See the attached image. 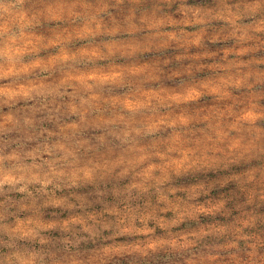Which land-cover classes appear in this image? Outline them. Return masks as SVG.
<instances>
[{"label": "clouds", "instance_id": "1", "mask_svg": "<svg viewBox=\"0 0 264 264\" xmlns=\"http://www.w3.org/2000/svg\"><path fill=\"white\" fill-rule=\"evenodd\" d=\"M140 2L131 0L133 7ZM220 3L215 15L176 12L191 16L187 22L201 31L224 23L241 55L258 51L246 45L264 38V0ZM69 4L64 0L48 19L91 29L85 33L90 50L62 52L45 65L38 57L48 49L29 33L46 31L48 23L29 18L26 0H0V264H118L117 257L148 264L160 255L164 264L173 256L193 264V249L201 245L223 249L230 264H264V241L244 232L254 227L251 220L200 228L202 218L235 219L224 200L208 199L213 189L239 190L243 180L264 204V168L213 184L264 160V109L248 101L260 83L248 71L256 64L225 60L207 80L187 67L168 75L159 69L172 72L201 59L187 55L205 42L180 32L185 22L141 12L123 27L99 28L103 18L114 21L112 12H122L125 0H115L111 10L103 2ZM123 37L126 48L104 43ZM160 37L175 41L182 54L138 67L169 52L166 45L139 43ZM117 63L130 67L113 69ZM234 103L241 111L226 107ZM204 105L223 110L198 111ZM186 223L200 230L178 231ZM207 238L225 243L208 247ZM125 240L133 243H118Z\"/></svg>", "mask_w": 264, "mask_h": 264}, {"label": "rangeland", "instance_id": "2", "mask_svg": "<svg viewBox=\"0 0 264 264\" xmlns=\"http://www.w3.org/2000/svg\"><path fill=\"white\" fill-rule=\"evenodd\" d=\"M106 3L111 10L112 6L115 4V0H70L69 6L80 7L83 4H92L93 6H99L100 3ZM25 13L29 18L35 17L40 19L41 22L48 23V29L46 31H34L29 33L30 36L34 37L35 41L40 42L41 45L46 46L48 49L47 54L41 51L38 60L43 64H51L54 62L55 58L63 52L67 55H77L89 51L88 48V37L85 35L87 31L91 29L85 28L78 22L65 23L63 20H50L48 16L57 15V9L64 6V0H26ZM221 7L220 0H141L140 4L133 7L131 0H125V5L122 6V12H112V17L114 21H110L108 18H103L102 22L96 27L103 28L105 24L109 28L123 27L124 19L129 15L135 14L139 15L141 12L147 13L149 17L155 16L160 20H169L173 24L178 21L185 22V26L179 31L182 32L187 38H195L200 36L204 40L203 47H192L187 50V55L194 58H201L197 62L188 63L186 65L176 67L172 72H168L167 68L161 67L159 71L166 72L168 75H180L181 67H187L189 70H197L200 74L201 80H207L212 76V69L217 66H222V62L227 60L228 62H239L240 60L254 62L256 67H250L248 69L250 75H254L260 83L256 85L254 94L248 96V101L254 103L258 108L264 109V38L259 41H253L252 43L246 45L250 48H258L256 52L240 54V47L235 41H229L227 39L228 32L226 31V25L221 22H213L212 28L201 31L200 27L191 23L192 17L185 15H177L176 10L183 8L185 13H203L204 15H215ZM133 24L139 28L141 25L133 19ZM169 35H176L177 30L168 27L165 30ZM67 40V44L63 49L53 51L52 49L59 44L61 41ZM211 40H216L215 44L210 43ZM128 38L123 37L119 40L105 41L109 47L114 48H126L128 46ZM139 43L145 45L148 48H159L166 45L169 52L162 51L158 53L157 56L149 57L144 61L142 65L138 67L147 68L149 66L155 67L157 65H162L165 63V59L162 56H166L167 60L174 59L175 55H180L182 53L174 51L179 47L175 41L168 39L167 37L151 38V39H141ZM96 47H100V42H97ZM113 69L124 70L129 65L124 63H117L112 65ZM207 72L208 75L205 76L203 73ZM114 75H119V71H115ZM42 82L51 84L54 81L51 79H43ZM171 87V86H169ZM234 95H236L234 93ZM232 112L241 111L238 107V103L229 104L226 106ZM212 109L223 110L219 105H204L198 111H206ZM261 168H264V160L260 163H254L251 168L240 170L233 169L230 175H225L224 179L217 182L213 181V184L226 183L231 179L236 177H242L246 173L258 172ZM231 193H236L233 196ZM248 197V199H237V197ZM209 200H224L226 202V207L231 212V215L235 219H231L225 214L223 219L212 220L211 218H202L200 228H211L213 226H231L233 224H238L241 220L247 223L251 220L254 224L252 228H245L244 232L247 236L256 237L264 241V204H261L256 196L255 191L250 187H245L244 181H240V189L226 187L223 192L213 189L209 192ZM235 201V203H234ZM251 201V203H250ZM66 218V217H65ZM51 219V217H48ZM200 228L196 226L195 223H186L178 231L188 234L192 231H199ZM122 246H127L132 241H119ZM224 240L214 241L211 238L206 239V244L208 247H213L214 245H223ZM192 255L197 257L193 264H230V261L225 257L223 249L208 251L205 249L204 245H201L193 249ZM166 257L160 255L158 257H153L148 261V264H164ZM118 264H136V261L128 257H117ZM170 264H185V259L179 257H171Z\"/></svg>", "mask_w": 264, "mask_h": 264}]
</instances>
